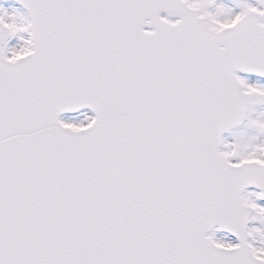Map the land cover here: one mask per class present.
Returning <instances> with one entry per match:
<instances>
[{
	"label": "snow or ice",
	"instance_id": "1",
	"mask_svg": "<svg viewBox=\"0 0 264 264\" xmlns=\"http://www.w3.org/2000/svg\"><path fill=\"white\" fill-rule=\"evenodd\" d=\"M0 264H264V0L0 5Z\"/></svg>",
	"mask_w": 264,
	"mask_h": 264
},
{
	"label": "rangeland",
	"instance_id": "2",
	"mask_svg": "<svg viewBox=\"0 0 264 264\" xmlns=\"http://www.w3.org/2000/svg\"><path fill=\"white\" fill-rule=\"evenodd\" d=\"M0 5H3V6H5V7H9V8H11L12 6H14L13 4H11V3H9V2H6V1H4V2H0Z\"/></svg>",
	"mask_w": 264,
	"mask_h": 264
},
{
	"label": "water",
	"instance_id": "3",
	"mask_svg": "<svg viewBox=\"0 0 264 264\" xmlns=\"http://www.w3.org/2000/svg\"><path fill=\"white\" fill-rule=\"evenodd\" d=\"M15 1V0H14Z\"/></svg>",
	"mask_w": 264,
	"mask_h": 264
}]
</instances>
